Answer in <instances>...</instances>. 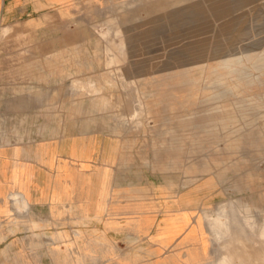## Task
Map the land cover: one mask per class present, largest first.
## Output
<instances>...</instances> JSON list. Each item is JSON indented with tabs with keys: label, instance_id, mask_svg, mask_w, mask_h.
<instances>
[{
	"label": "rangeland",
	"instance_id": "374dc122",
	"mask_svg": "<svg viewBox=\"0 0 264 264\" xmlns=\"http://www.w3.org/2000/svg\"><path fill=\"white\" fill-rule=\"evenodd\" d=\"M66 132L101 142L100 160L84 149V174L114 178L110 201L122 210L50 233L25 197L16 207L20 192L4 194L0 264L151 262L158 251L137 225L163 190L176 223L159 230L206 236L205 254L177 264H215L211 223L251 245L230 242L236 264H264V0H82L3 25L0 146ZM27 224L37 230L26 235Z\"/></svg>",
	"mask_w": 264,
	"mask_h": 264
},
{
	"label": "crops",
	"instance_id": "0c3cea01",
	"mask_svg": "<svg viewBox=\"0 0 264 264\" xmlns=\"http://www.w3.org/2000/svg\"><path fill=\"white\" fill-rule=\"evenodd\" d=\"M78 1L82 0H0V29L3 25L36 19L56 8L70 6ZM86 147L91 149L90 163L94 159L100 160L101 142L88 138L84 132H66L58 137L42 139L29 138L24 142H8L0 146V199L4 194L20 192V199H15L16 207L26 206V198L30 215L36 219L44 217L47 223L45 229L50 233L58 229H62V232L69 225L83 227L85 215L99 218L108 213L107 209L116 214L115 211L122 208L116 207L117 204L112 203L109 196L111 184L116 180L106 175L84 174L93 169L91 164L87 168L82 165ZM105 157L110 160L109 153ZM157 198H162L157 207L146 213L153 218L146 220L140 227L134 224L149 236L152 250L158 251L151 255L155 257L154 260L145 264H177L182 258L187 261L199 259L207 252L204 233L191 231L187 226L179 229L177 225L173 233L161 232L160 224L166 221L176 223V200L165 202L164 190L162 193L157 191ZM133 210L130 207L128 211ZM36 219L35 223L38 222ZM30 224L19 229L24 233L37 230ZM63 241L62 237L59 238V246H64ZM172 244H176V247L180 244L186 246L178 248L181 252L176 250L168 258L163 255L162 250ZM159 257H163L162 260L155 261ZM11 261L13 264L57 262L51 255L13 256Z\"/></svg>",
	"mask_w": 264,
	"mask_h": 264
},
{
	"label": "bare ground",
	"instance_id": "6f19581e",
	"mask_svg": "<svg viewBox=\"0 0 264 264\" xmlns=\"http://www.w3.org/2000/svg\"><path fill=\"white\" fill-rule=\"evenodd\" d=\"M86 86V84H85ZM90 89V88H89ZM231 209V208H230ZM235 209V208H234ZM236 210V209H235ZM225 218V217H224ZM252 220V219H251ZM259 228V227H258ZM209 230L212 232L213 236H214V244H215V248H213L212 251H214L215 253L218 254L217 259L214 260L215 264H236L234 257L235 256V246H242V248L248 252H250L251 249V245L246 243L245 241H242L241 238L238 237V235L236 236V234L238 233L237 231H235L234 229H232L231 227H229L228 225L225 226H220V224L218 223H211L209 225ZM237 232V233H236ZM257 233L259 235H263L264 236V228H261L257 231ZM249 237H247L248 239ZM230 242H238V244H236L235 246H233L234 248H231L230 245L232 243ZM250 247V248H249ZM254 248V247H252ZM253 253H254V249ZM250 254V253H249ZM253 255V254H252ZM238 257V256H237ZM253 257V256H252ZM255 257V256H254ZM253 257V259H257L258 257L256 256L255 258ZM264 258V256L260 259L262 260ZM236 259V258H235ZM259 259V258H258ZM240 260V259H239ZM259 260V261H260ZM256 261V260H255ZM242 262V263H241ZM249 262V261H248ZM238 263H245L244 260H241ZM250 263V262H249ZM247 263V264H249ZM257 263V262H256ZM261 263H264V259L263 261H261ZM251 264V263H250ZM260 264V262H259Z\"/></svg>",
	"mask_w": 264,
	"mask_h": 264
}]
</instances>
